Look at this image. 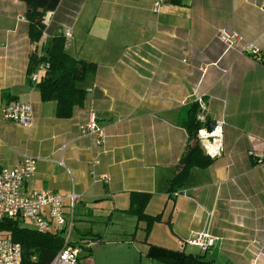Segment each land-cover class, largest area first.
<instances>
[{"label":"crops","instance_id":"obj_1","mask_svg":"<svg viewBox=\"0 0 264 264\" xmlns=\"http://www.w3.org/2000/svg\"><path fill=\"white\" fill-rule=\"evenodd\" d=\"M26 11L19 0H0V169L15 167L22 153L35 160L22 193H57L65 212L74 193L71 239L85 229L77 218L91 215L90 207L129 213L130 193L150 194L145 211L156 201L154 215L162 221L148 238L163 224L161 243L177 247L166 249L203 254L214 264H264V158L258 163L253 155L254 148L264 155V0H60L43 16L47 24L36 44L28 37ZM66 28L72 35L66 53L96 70L84 85L92 92L82 107L60 119L55 102L41 101L34 87L39 79L31 80L45 70L39 65L29 83L27 65ZM220 29L237 33L240 43L225 49ZM246 43L259 54L241 53ZM194 90L203 96L206 121H224L222 152L169 194L168 182L193 143L184 125ZM10 101L31 105V128L2 118ZM89 113L105 129L102 145L80 134ZM133 218L135 230L141 223ZM202 231L216 238L204 252L186 244ZM77 236L75 244L88 238Z\"/></svg>","mask_w":264,"mask_h":264},{"label":"trees","instance_id":"obj_2","mask_svg":"<svg viewBox=\"0 0 264 264\" xmlns=\"http://www.w3.org/2000/svg\"><path fill=\"white\" fill-rule=\"evenodd\" d=\"M27 8L25 18L28 21V37L31 43L40 41L45 26L42 18L46 12L54 11L60 0H19ZM174 5H179L180 0H170ZM62 35L53 37L43 47L44 53L33 52L27 65V80L30 83V75L39 65L46 68L34 85L40 94L42 102L53 101L56 103L55 116L60 119L71 117L75 107H82L86 99L84 85L93 76L96 65L81 59H77L66 53L63 48ZM197 105L192 104L188 111V117L184 125L189 142L177 164V171L168 182L166 193H172L182 188L189 179L193 168H207L212 160L207 157L198 142L195 140L199 123L195 121ZM171 196V195H170ZM150 194L130 193L128 212L135 216L137 223L143 225L144 241L146 242L154 224L162 221L161 214L149 215L145 209L150 201ZM0 237H5L21 247V264H48L53 256L61 249V237L52 231L39 233L36 229L24 226L15 220L5 218L0 224ZM91 240L97 243L98 237L92 236ZM92 249V248H91ZM86 249L85 252H91ZM146 256L170 264H214L207 261L205 255L184 254L181 251H173L160 246L148 244Z\"/></svg>","mask_w":264,"mask_h":264},{"label":"built area","instance_id":"obj_3","mask_svg":"<svg viewBox=\"0 0 264 264\" xmlns=\"http://www.w3.org/2000/svg\"><path fill=\"white\" fill-rule=\"evenodd\" d=\"M159 5L160 1L154 3V11H158ZM43 24H47L45 19H43ZM62 36L64 48H68L72 36L71 30L66 28ZM217 38L223 43L225 49L237 46L241 40L237 33L225 29L218 30ZM240 51L252 56L259 54V49L251 43L242 44ZM46 68L48 67L40 65L39 70L44 71ZM39 76V73H36L31 76V80L37 82ZM86 92H92V88L87 89ZM192 96L193 103L197 105L195 121L200 125L196 133V139L204 154L210 159H215L222 152L221 139L224 121L222 118L214 121V129L209 132L205 126L207 121L203 96L196 90L193 91ZM2 118L23 128H31L34 123L31 105L21 101H10L7 103L2 109ZM80 134L93 138L97 145H102L105 142V129L97 122L96 117L92 113H89L84 124L80 126ZM253 150V155L256 157L257 162L261 163L264 155L258 153L255 148ZM19 156L20 161L15 167L0 169V224L7 218L16 220L17 223L24 226L29 223L39 233L47 231L57 233L62 239V247L48 264H78L80 251L91 249L96 242L91 239H83L79 244H75L71 240L76 195L74 193L70 195L71 204L68 212H65L61 196L57 193L52 191L22 193L23 184L34 175L35 160L26 153H22ZM59 164L63 165L62 161ZM101 180L107 181L108 177L102 175ZM215 240L216 238L207 231H202L191 236L186 244L201 251H207L214 245ZM21 261L20 245L8 238L0 237V264H21Z\"/></svg>","mask_w":264,"mask_h":264},{"label":"rangeland","instance_id":"obj_4","mask_svg":"<svg viewBox=\"0 0 264 264\" xmlns=\"http://www.w3.org/2000/svg\"><path fill=\"white\" fill-rule=\"evenodd\" d=\"M90 3L96 5L94 1H90ZM84 12L85 10L81 12V15ZM81 20L82 18L80 16ZM156 205V201L151 203L146 212L154 215L157 212ZM90 208H92L91 215L86 217L79 216L77 218L78 224L76 223V225L85 229L75 230L72 239L81 234L88 236L87 239H90L92 236H97L98 241L92 247L90 253L80 251L78 264H150V258L146 256L148 244L159 243L157 245L163 246V248L177 249V247H168L170 245L161 243L163 235L167 232V228L163 224H158L154 234L147 238L146 243H143L144 236L140 230V227L143 225H139V228L134 230L135 221L131 214L127 212L109 213V211H106L107 209ZM29 227L32 228V226ZM177 241L179 240L177 239ZM186 251L192 253L199 252L190 247H187ZM154 261L153 264H157L156 259Z\"/></svg>","mask_w":264,"mask_h":264},{"label":"water","instance_id":"obj_5","mask_svg":"<svg viewBox=\"0 0 264 264\" xmlns=\"http://www.w3.org/2000/svg\"><path fill=\"white\" fill-rule=\"evenodd\" d=\"M207 130L211 132L214 129V122L210 121L205 124Z\"/></svg>","mask_w":264,"mask_h":264},{"label":"bare ground","instance_id":"obj_6","mask_svg":"<svg viewBox=\"0 0 264 264\" xmlns=\"http://www.w3.org/2000/svg\"><path fill=\"white\" fill-rule=\"evenodd\" d=\"M208 226V225H207Z\"/></svg>","mask_w":264,"mask_h":264}]
</instances>
